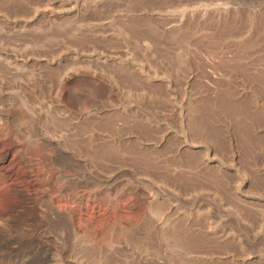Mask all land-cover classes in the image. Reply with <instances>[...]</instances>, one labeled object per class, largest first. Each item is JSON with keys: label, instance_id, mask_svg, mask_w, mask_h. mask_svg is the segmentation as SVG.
<instances>
[{"label": "rangeland", "instance_id": "obj_1", "mask_svg": "<svg viewBox=\"0 0 264 264\" xmlns=\"http://www.w3.org/2000/svg\"><path fill=\"white\" fill-rule=\"evenodd\" d=\"M0 264H264V0H0Z\"/></svg>", "mask_w": 264, "mask_h": 264}, {"label": "bare ground", "instance_id": "obj_2", "mask_svg": "<svg viewBox=\"0 0 264 264\" xmlns=\"http://www.w3.org/2000/svg\"><path fill=\"white\" fill-rule=\"evenodd\" d=\"M174 236V235H173ZM188 238V237H187ZM172 241V240H171ZM187 242V241H186Z\"/></svg>", "mask_w": 264, "mask_h": 264}]
</instances>
